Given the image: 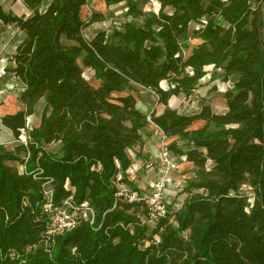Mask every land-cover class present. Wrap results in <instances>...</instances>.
Masks as SVG:
<instances>
[{
    "label": "trees",
    "instance_id": "obj_1",
    "mask_svg": "<svg viewBox=\"0 0 264 264\" xmlns=\"http://www.w3.org/2000/svg\"><path fill=\"white\" fill-rule=\"evenodd\" d=\"M147 1L106 0L127 7L112 33L94 28L104 17L86 15L91 0H24L29 16L0 5V20L23 33L6 70L23 84L21 107L0 117L19 141L0 145V264H264V0H154L158 12ZM209 68L230 83L226 110L171 107ZM135 85L163 110H141ZM151 121L194 166L183 204L155 226L143 203L117 196L116 181L122 172L130 184L128 151ZM47 182L58 203L88 202L94 222L47 235Z\"/></svg>",
    "mask_w": 264,
    "mask_h": 264
},
{
    "label": "crops",
    "instance_id": "obj_2",
    "mask_svg": "<svg viewBox=\"0 0 264 264\" xmlns=\"http://www.w3.org/2000/svg\"><path fill=\"white\" fill-rule=\"evenodd\" d=\"M3 2H0V5L6 10L10 11L16 14V8H20L22 6L25 10L22 11V15L29 16L31 12L28 10V8L25 6L24 0H1ZM5 3L6 5H4ZM88 9V6L85 7V12ZM18 15V14H17ZM16 30L18 32V37L23 38V33L16 28L13 25H8L4 24L0 20V41L3 39V33L6 30ZM22 40V39H21ZM21 41L19 40L17 43H14V49L16 50L18 44ZM15 50L12 51V47H8L5 44L3 45L2 43L0 44V117L4 116L5 114H12L20 110V104L18 101V96L23 90V84L14 76L9 73H7V68L11 65V60L12 56L15 53ZM211 69V68H209ZM208 69V70H209ZM6 73L7 76H3V74ZM209 76V73L206 77ZM9 83H12L9 84ZM13 87L14 91L12 94L10 93L9 89ZM200 88L196 90L189 98L186 97H180L177 99H173L170 103V106L173 108H176L180 113L183 114H192L194 111L190 110H185V108H190L188 103L192 101L193 95L199 94L200 93ZM7 92V93H4ZM149 92V90H148ZM152 92V91H150ZM4 93V94H3ZM153 93V92H152ZM155 96L156 94L153 93ZM7 95V96H6ZM2 98V100H1ZM157 98V96H156ZM176 100H180L181 105L174 106L173 103L176 102ZM38 104V103H37ZM36 104V105H37ZM139 105V102H138ZM140 106V105H139ZM157 109V112H161L163 110V106L160 105L157 101V103L152 104L150 106L149 103L146 101L142 102V107L140 108L143 110L145 113L149 114L151 113L155 108ZM36 108V106H35ZM226 110V106L224 111ZM36 113V111H35ZM34 113V115H35ZM223 113V112H221ZM32 115L28 119L29 126L31 124V119L33 118ZM40 120V119H39ZM40 122V121H39ZM38 122V124H39ZM33 124V122H32ZM37 124V125H38ZM33 124V126H37ZM141 142L134 146L131 150L128 151V154L130 158L132 159L133 162V167L132 171L130 172V186L134 189L138 190H146L149 188L150 184L158 179V167L160 166V155H161V144L163 140V133L162 131L158 128L157 125H155L153 122L147 123L142 131H141ZM15 140V137L12 133L11 130H9L7 127L3 126L1 121H0V145H3L6 147V140ZM19 141L16 140V143L10 147L7 148L9 150H13L15 146H17ZM181 164H186V167H189V169L193 170L194 166L191 163L187 162H181ZM21 171L24 170V167L20 168ZM178 172H175L172 174L171 178L169 179V182L167 183V190L169 191L171 187H173L174 183L177 182L179 179V176L177 175ZM194 175V173H192ZM177 175V176H175ZM172 182V183H171ZM166 190V192H167ZM167 196H169V193H167ZM185 199V198H184ZM169 201V199H167ZM184 202V200H183ZM183 202L180 204V206L183 204ZM179 206V207H180ZM178 207V208H179Z\"/></svg>",
    "mask_w": 264,
    "mask_h": 264
},
{
    "label": "rangeland",
    "instance_id": "obj_3",
    "mask_svg": "<svg viewBox=\"0 0 264 264\" xmlns=\"http://www.w3.org/2000/svg\"><path fill=\"white\" fill-rule=\"evenodd\" d=\"M0 2H3L0 0ZM6 5L5 3H3ZM126 5L125 3H120V4H115V3H108L106 0H91L90 4L88 5V9L86 10V15L90 14L92 12H97L103 15L104 20L102 22L94 24V28L97 29H105L107 30L108 33H112L113 29L126 21L127 15H126ZM142 8L145 11H159V4L154 1V0H148L147 2L143 3ZM16 14L22 15V11L25 9L20 6V8H16ZM3 39L0 41V44L2 43L3 45L5 44L8 47H12V51H14V43H17L19 40L21 41V37H18V32L16 30L12 31L10 29L6 30L3 33ZM263 40H264V30H263ZM189 53V49L185 50V54ZM209 76L205 77V79L202 81L204 84L200 87V93L193 95L192 101L188 103L190 108H185V110H192V111H197L194 110L193 107H199L202 105H207L210 104L213 108V110L217 113L224 112L225 109V100L223 98V92L224 89L226 88V83L223 81V71L222 70H215L213 68L208 70ZM3 74V73H2ZM3 76H7L6 73L3 74ZM85 78L94 86H98V82L94 78V71L90 68L85 70L84 73ZM12 85V83H9ZM134 91L132 92L138 99L139 105L138 107H142V102L146 101L147 103L150 104H156L158 99L152 92H148V90H144L142 87L135 85L134 86ZM10 93L9 95L12 94L14 91L13 87L9 89ZM7 93V92H4ZM3 93V94H4ZM7 96V95H6ZM2 100V98H1ZM174 106H180V100H176L175 103H173ZM45 106V100L42 99L38 102L35 108V115L31 119V124L30 127H33V124L37 125L38 122L40 121L41 113L43 112ZM155 108V107H154ZM155 110H157L155 108ZM33 122V124H32ZM201 125V122L196 123V126ZM22 141V139H21ZM16 143V139L12 141L11 140H6V147L10 148ZM19 144V142L17 143ZM16 147V146H15ZM14 147V148H15ZM51 150H55L56 146L53 145L50 147ZM186 164H182L180 171L178 172L179 179L177 180L176 183H174L173 187L168 191L167 188V193H169L168 196V205H172L173 210H177L180 204L183 202L184 198L186 195H184L183 190L186 186V182L188 179L193 177V170L189 169V167H186ZM175 175V176H177ZM186 181V182H185ZM172 183V182H171ZM184 185V186H183ZM241 192L243 194H247L251 199L253 198V192L248 186H243Z\"/></svg>",
    "mask_w": 264,
    "mask_h": 264
},
{
    "label": "built area",
    "instance_id": "obj_4",
    "mask_svg": "<svg viewBox=\"0 0 264 264\" xmlns=\"http://www.w3.org/2000/svg\"><path fill=\"white\" fill-rule=\"evenodd\" d=\"M228 87H230V83H226V88ZM193 108L199 110L198 106ZM25 132L26 130L22 129L20 142H26ZM167 143L168 140L163 136L158 179L152 182L148 189L138 190L132 188L128 182H125L126 177L122 172L116 178L118 182L117 196L128 203H143L147 210L148 222L152 226L157 225L166 216L168 211L167 183L172 174L179 172L182 166L181 162L168 150ZM132 169H134L133 165L129 172ZM44 195L46 198L44 213L46 215L47 235L54 236L73 229L80 217L90 220L91 223L94 222L95 211L88 202L80 205L71 199L60 203L56 202L54 190L49 182L44 184Z\"/></svg>",
    "mask_w": 264,
    "mask_h": 264
},
{
    "label": "bare ground",
    "instance_id": "obj_5",
    "mask_svg": "<svg viewBox=\"0 0 264 264\" xmlns=\"http://www.w3.org/2000/svg\"><path fill=\"white\" fill-rule=\"evenodd\" d=\"M188 50V49H187ZM187 54H188V52H187Z\"/></svg>",
    "mask_w": 264,
    "mask_h": 264
}]
</instances>
